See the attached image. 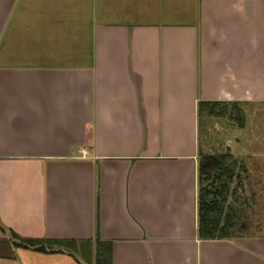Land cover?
<instances>
[{
  "label": "crops",
  "instance_id": "1",
  "mask_svg": "<svg viewBox=\"0 0 264 264\" xmlns=\"http://www.w3.org/2000/svg\"><path fill=\"white\" fill-rule=\"evenodd\" d=\"M202 102L264 110V0H0V264H95L98 237L113 264H264ZM225 154L233 223L203 238L200 158Z\"/></svg>",
  "mask_w": 264,
  "mask_h": 264
},
{
  "label": "rangeland",
  "instance_id": "2",
  "mask_svg": "<svg viewBox=\"0 0 264 264\" xmlns=\"http://www.w3.org/2000/svg\"><path fill=\"white\" fill-rule=\"evenodd\" d=\"M259 109V108H258ZM209 118L203 117L201 124V142H205L206 123ZM240 120V119H239ZM238 118L234 120L227 117L218 119L214 118L213 134L208 136L209 144H214L215 152H218L222 145L226 144L242 146L248 144L251 150H244V148H237L235 153L239 160L246 164L247 179L246 189L243 198L236 202L231 200L237 210H240L241 223L247 224L251 231L255 226L264 225V110L254 113H248L244 120L243 127H241ZM243 128L244 132L240 129ZM224 129L228 132L229 137L223 136ZM241 132V135L238 133ZM229 140V143H227ZM220 147V148H219ZM238 217V216H237Z\"/></svg>",
  "mask_w": 264,
  "mask_h": 264
},
{
  "label": "trees",
  "instance_id": "3",
  "mask_svg": "<svg viewBox=\"0 0 264 264\" xmlns=\"http://www.w3.org/2000/svg\"><path fill=\"white\" fill-rule=\"evenodd\" d=\"M219 103L202 102L199 106L200 116H220L223 110L217 108ZM234 113L232 112V115ZM237 165L233 156L225 155H202L200 158V180L211 183L200 189L199 198V233L203 238L224 237L228 234V227L233 223V216L226 215V226L221 225L224 218L223 204L228 195L229 182L234 177L235 166ZM0 228H2L0 226ZM18 246L33 247L43 252L48 251L42 240L21 239ZM96 261L95 264H113L112 242L102 240L99 237L96 241Z\"/></svg>",
  "mask_w": 264,
  "mask_h": 264
}]
</instances>
